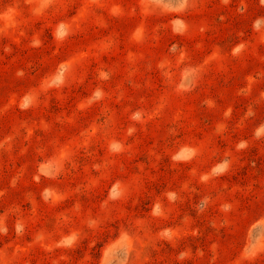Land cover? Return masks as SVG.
Masks as SVG:
<instances>
[{
	"label": "rangeland",
	"instance_id": "374dc122",
	"mask_svg": "<svg viewBox=\"0 0 264 264\" xmlns=\"http://www.w3.org/2000/svg\"><path fill=\"white\" fill-rule=\"evenodd\" d=\"M0 264H264V0H0Z\"/></svg>",
	"mask_w": 264,
	"mask_h": 264
}]
</instances>
